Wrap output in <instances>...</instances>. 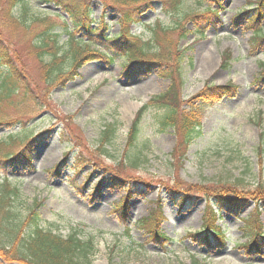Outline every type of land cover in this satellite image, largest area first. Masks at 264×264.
<instances>
[{"label":"rangeland","instance_id":"rangeland-1","mask_svg":"<svg viewBox=\"0 0 264 264\" xmlns=\"http://www.w3.org/2000/svg\"><path fill=\"white\" fill-rule=\"evenodd\" d=\"M75 1L89 3L93 20L103 16L98 0ZM256 1L220 0L218 8L209 0H182L175 12H165V7L154 1L139 15L138 23L130 24L131 35L141 43L150 38L152 25L173 30L179 20L185 24L187 34L183 39L176 28L153 45L157 53L170 56L167 63L171 67L178 60L181 75L177 81L182 87L176 84L177 106L181 112H192L200 124V133L183 155L172 153L178 144L177 135L171 128L161 127L165 109L152 104L154 96L167 90L169 78L157 69L146 76L127 78L123 60L116 57L111 65L102 59L88 61L76 71L74 79L47 88L41 82V64L30 49L31 38L16 28L14 20L7 19L8 6L1 7L4 50L28 85L22 82L18 94L0 106L1 120L20 121L14 128L1 125L0 139L18 131L36 135L48 130L50 136L33 146L31 165L26 169L13 167L0 173L18 185L23 204H41L43 228L63 237L76 231L81 239L92 240L93 252L87 261L80 258L81 264H264V201H259L264 196H258L256 189L264 185V79H260L264 19L250 24ZM29 5L37 14L57 13L68 20L65 12L52 4ZM206 7L219 11L216 24L204 25L205 34L200 37L197 27L191 21L183 23V19ZM244 11V18L236 24V15ZM118 18V13L107 10L99 20L107 25L110 37L120 31ZM257 31H261V39L253 36ZM76 38H81L80 34ZM101 45L95 44L98 49ZM226 84L235 87L231 94L213 102L198 100L204 88ZM25 85L32 92L30 97L22 91ZM143 106L147 109L137 140L128 151L138 160L134 166L124 160L126 137ZM106 126H114L115 134L110 143L103 144ZM64 130L71 134L69 155L66 166L55 176L50 171L64 162L62 155L68 151L59 141ZM96 186L98 191L92 195ZM172 186L193 193L186 197L185 206L176 204L170 196L168 189ZM221 186H234L244 195L254 192L237 210H222L212 207L211 201L207 203L224 239L221 243L213 238L209 247L195 235L207 210L202 194L210 195ZM127 188L136 194L128 200L126 216L121 218V210L114 209ZM155 209L161 217L155 223L157 233L165 240L140 223ZM250 220L253 228L254 221L259 226L258 250L242 247L247 239L244 223Z\"/></svg>","mask_w":264,"mask_h":264},{"label":"trees","instance_id":"trees-1","mask_svg":"<svg viewBox=\"0 0 264 264\" xmlns=\"http://www.w3.org/2000/svg\"><path fill=\"white\" fill-rule=\"evenodd\" d=\"M98 1L102 6L103 16L107 10L115 11L119 14L117 24H120L121 28L118 34L110 37L106 33L107 25L99 21L103 16L98 21L93 20L89 3L82 4L75 0H0V11L2 10L1 7L6 4L9 10L7 19L9 21L14 20L17 24L16 28L19 31L21 28L24 34L31 38L30 49L39 64H41V82L47 88L64 85L69 80L74 79L77 75L76 71L88 61L102 59L106 64L111 65L116 57L123 60L122 67L127 78L146 76L154 69H157L164 77L169 78L170 85L167 90L154 96L152 104H159L165 109L160 123L161 127L162 129L171 128L177 135L178 144L172 153L176 155L178 152L180 154L182 152L181 155H183L187 151L188 145L200 133L198 130L200 124H198L192 112H181L180 106H177L176 95L178 88H176V84L178 86L182 84L177 81L181 75L178 60L175 59L177 61L171 67L167 63L170 61V56H163L157 53V49L153 45L160 42L163 35L170 34L176 28L179 30L178 37L183 39L187 34L184 27L185 24H182V20H179L173 30L163 28L160 24L152 25L150 26V38L145 43H141L139 38L131 35L129 29L130 24L139 22V15L142 12L151 8L152 2H159L160 5L165 7V12H175L178 10L182 0ZM209 1L219 8L220 0ZM31 2H38L41 5L52 4L65 12L68 20L57 13L54 15L37 14L33 11V7L29 5ZM166 5H169L170 8L166 7ZM254 5L255 8L252 10L253 14L250 24H255L257 20L264 19V0H257ZM218 8L206 7L201 13L184 15L183 21L185 22L183 23L191 21L198 29L196 35L203 37L205 33L202 27L216 24L215 19L219 11ZM246 13L247 11L237 14L235 23L240 24ZM79 34L81 38L78 39L76 36ZM253 36L256 39H261V31H257ZM63 37L66 39L62 40ZM96 42H100L104 46L101 45L103 47L98 49L95 46ZM3 44L4 41L0 37V63L3 65H0L3 69L0 71V106H2L3 102L18 94L19 86L22 82L27 83L25 77L21 75L17 64L12 62V58L4 50ZM260 69L262 72L260 79H264V66L262 65ZM26 85L22 88V91L23 93H29L28 96L30 97L32 92L29 91ZM180 86L182 87V85ZM233 89L235 87L231 84L215 88L207 87L200 92L197 98L201 102H213L231 94ZM32 98L34 99L35 97L32 96ZM146 109L147 106H143L137 111L126 137L128 150L124 160L134 166L138 160L137 158L134 159V157L131 158L128 151L135 145L140 121ZM1 125L14 128L20 125V121L16 119H0ZM114 134V126H106L102 131L101 142L103 144L106 142L110 143ZM49 136L48 130L36 135L31 131H18L0 139V172H5L13 167L26 169V167L31 165L33 146L47 140ZM70 136L71 134L67 133L66 130L59 134V141L68 147V151L62 155L64 162L50 171L55 176H59L60 171L66 166L65 162L70 149L68 145V142L71 141ZM178 148L180 150H177ZM98 167L103 168L101 166ZM133 184L136 186L140 185V183ZM82 185H85V183ZM97 187H94L91 192L92 195L98 191ZM232 187L221 186L219 191L210 195L202 194L206 200V205L211 201L212 207L215 205L221 209L237 210L249 198L248 196H252L254 192L253 190L250 195H244L239 191H235ZM257 187L258 196H264V185L260 184V187ZM168 190L175 203L181 207L187 204L186 197L193 196V193L188 189L183 190L172 186ZM125 191L126 194L123 200L114 209L115 211L118 210L117 212L121 210L119 212L121 218L124 215L126 216L128 200L132 195L136 194L131 188H127ZM175 195H180L181 197L175 199ZM260 200L264 201V198L260 199L259 197ZM40 206L41 204L37 201H33L30 206L23 204L18 185L0 173V264H81L80 258L87 261L88 256L93 252L92 240L81 239L76 231L63 237L50 228H43L39 213ZM158 211L157 209L153 210L149 217L142 219L140 223L145 226L146 230L154 232L153 234L158 239L165 240L162 235L157 233L158 230L155 223L161 218ZM213 216L211 208L207 205V210L202 217V225L195 234L200 235L202 243L209 247L214 242L213 238L221 243L224 241L223 232L214 224L215 217ZM254 223L255 227L253 228L251 220L249 222L245 221L243 228L247 239L242 244V247L250 250H258L259 247V226H257L255 221Z\"/></svg>","mask_w":264,"mask_h":264}]
</instances>
